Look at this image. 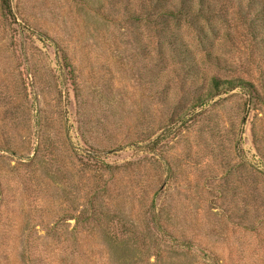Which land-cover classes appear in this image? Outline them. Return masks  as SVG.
Returning <instances> with one entry per match:
<instances>
[{
    "label": "rangeland",
    "instance_id": "1",
    "mask_svg": "<svg viewBox=\"0 0 264 264\" xmlns=\"http://www.w3.org/2000/svg\"><path fill=\"white\" fill-rule=\"evenodd\" d=\"M0 264H264V0H0Z\"/></svg>",
    "mask_w": 264,
    "mask_h": 264
},
{
    "label": "trees",
    "instance_id": "2",
    "mask_svg": "<svg viewBox=\"0 0 264 264\" xmlns=\"http://www.w3.org/2000/svg\"><path fill=\"white\" fill-rule=\"evenodd\" d=\"M217 81L218 80H216V79H213V81H212L213 82V87L216 88V89H218V86H219ZM226 84L229 86V88H232V87L235 86L234 83H232L231 81H228ZM179 245H181L186 250H188V248H190L189 245L184 244V243H179Z\"/></svg>",
    "mask_w": 264,
    "mask_h": 264
}]
</instances>
